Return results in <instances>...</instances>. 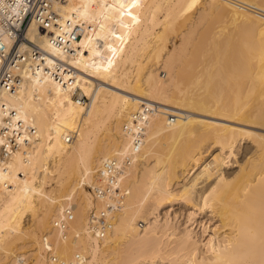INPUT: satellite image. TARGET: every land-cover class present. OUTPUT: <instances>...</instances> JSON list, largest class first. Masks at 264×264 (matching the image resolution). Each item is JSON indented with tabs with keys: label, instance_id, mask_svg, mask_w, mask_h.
<instances>
[{
	"label": "bare ground",
	"instance_id": "bare-ground-1",
	"mask_svg": "<svg viewBox=\"0 0 264 264\" xmlns=\"http://www.w3.org/2000/svg\"><path fill=\"white\" fill-rule=\"evenodd\" d=\"M56 8L79 38L31 23L0 84V264H264V0Z\"/></svg>",
	"mask_w": 264,
	"mask_h": 264
},
{
	"label": "built area",
	"instance_id": "built-area-1",
	"mask_svg": "<svg viewBox=\"0 0 264 264\" xmlns=\"http://www.w3.org/2000/svg\"><path fill=\"white\" fill-rule=\"evenodd\" d=\"M62 1L0 0V84L5 85L8 90L15 91L19 83L20 77L16 75L15 68L19 66L20 59L24 57L19 45L23 42L31 44L33 55L40 57V48L26 36V30L31 23H36L38 31L47 33L52 44L65 45L79 38L82 33L80 25L71 29L66 39L51 31L53 27L59 26L60 15L56 4ZM2 36L12 39L10 48Z\"/></svg>",
	"mask_w": 264,
	"mask_h": 264
},
{
	"label": "rangeland",
	"instance_id": "rangeland-1",
	"mask_svg": "<svg viewBox=\"0 0 264 264\" xmlns=\"http://www.w3.org/2000/svg\"><path fill=\"white\" fill-rule=\"evenodd\" d=\"M163 76H164V74H163ZM242 146L243 147L241 148L242 149L241 153L238 156L240 158L242 157L243 148L245 147L244 144H242ZM231 167L232 166H230L228 169H230ZM235 167H238V165L235 164L232 167V169H230V170L238 169ZM192 212H195V211L192 208H190V206L186 207L185 205H183V203H181V204L177 203L174 206H168V207L166 206V207H164V209H161L158 213V217L152 218L151 221L153 223L155 221H158L159 224H161V223L163 224L167 219H170V221L173 223L174 226L177 227V229L179 231L184 232L185 229L191 230L193 232V236L195 237V239L199 240V243L203 244L209 238V234L210 235L212 234L213 228H215V226L217 227L219 225V222H218L217 218H215V219L213 218V216L211 215L210 212L200 213L198 211L195 212V218L190 221L189 214ZM34 229H35V227H34ZM203 229L207 230L206 234L204 233ZM159 264H163V262H159ZM164 264H165V262H164ZM166 264H168L167 261H166Z\"/></svg>",
	"mask_w": 264,
	"mask_h": 264
}]
</instances>
